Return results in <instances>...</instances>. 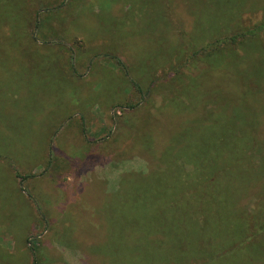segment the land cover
Returning a JSON list of instances; mask_svg holds the SVG:
<instances>
[{
	"label": "rangeland",
	"instance_id": "obj_1",
	"mask_svg": "<svg viewBox=\"0 0 264 264\" xmlns=\"http://www.w3.org/2000/svg\"><path fill=\"white\" fill-rule=\"evenodd\" d=\"M130 1L36 0L40 14L43 13V6L49 7V12L54 14L50 19L48 17L49 22L54 28L58 27L60 32L64 30L61 32L62 38L53 34L41 39L36 38V9L29 0L20 15V22L26 19L23 26L25 32H28L26 40L29 47L21 50L25 47L19 45L5 51L0 42V53L5 51L6 56L13 54L11 59L7 58L11 60L12 74L19 73L13 69L19 65L16 59L18 54L28 65L26 52H35L40 57L48 56L49 53L57 54L58 49L53 43L60 42L73 48V51L76 49L78 53H87L78 56L72 68L65 65L62 69L63 75L61 73L59 78L68 79L69 85H78V88L83 86V90H77L79 93L70 90V99L75 106L73 113L63 117L48 141L46 118L43 122L34 121L36 127L31 124L33 128L26 122L31 121V111L36 115L69 112V108L54 110L56 104L66 99L56 102L55 94L67 96V92L63 90L64 86L59 89L52 63L40 66L39 59H33V68L27 73L21 71V75L27 78L24 85H30L28 91L20 101H11L8 108L4 106L0 110V119L10 127L6 137L0 132V142L8 151L29 159L33 156L35 159L34 149L44 147L47 141L45 162L48 158L50 161L45 170L40 166L31 173L28 169L32 178L20 183L15 175L16 172H25L21 166H25L26 160H15L11 165L7 159L0 157V180L5 179L4 186L15 189L21 196L13 199L15 204L17 202L21 205L13 206L12 200L7 199L8 193L0 185V264H112L111 258L102 254L98 247L103 240L96 230L99 214L94 205L98 204L101 196L113 204L107 216L112 221L114 233L120 232L124 237H130L133 230L142 228L141 224H144V220L139 221L141 216L138 210L134 212L129 208L128 211L118 212L114 206L124 203L125 198L136 193L133 188L143 177H133L131 172H147L151 168L152 161L144 146L150 145L152 140L151 148L157 156L179 123L188 121L194 116L195 110L177 114L169 107H160L162 99L171 96L170 91L174 88L180 90L181 87L175 82L176 77L180 79V76L175 75L176 70L166 73L159 67L156 68L153 83H146L144 99L139 101L138 107L132 109L130 104L136 103L139 96L131 85L123 82L121 65H112L107 57L104 60L102 57L111 47L114 51L119 49L123 53L116 50L118 58L129 66L134 61L132 56H144L148 50L159 49L162 45L160 38L165 39L167 44H174L177 39L189 36L192 17L180 0H175V6L167 4L168 7L162 3L164 0H155L150 5L146 2H134L133 5ZM19 2L0 0V20L10 18L6 7L14 5L17 9ZM147 10L151 15L155 12L154 19L146 15ZM163 13L166 18L160 17ZM101 16L109 23L119 22L121 27L115 29L104 20L101 24ZM262 18L260 9L246 12L242 25L250 28ZM9 26L3 22L0 27L8 30ZM16 33L11 30L12 35ZM44 42L48 43L49 48L40 47V43ZM233 48L235 55L242 57L237 67L244 68L247 64L256 63L257 58V69L261 74L259 78L244 79L246 75L239 74L237 68L236 73L214 69L204 75L192 69L191 75L198 76L199 89L204 99L212 98L215 91L221 97H229L228 94L233 93L234 97L240 98L247 88L253 91L254 94H250L247 100L260 122L264 120V30L255 36H246L242 46L236 45ZM176 54L172 55L171 60L178 68L180 63L176 62ZM59 65L57 63L55 66ZM181 78L185 83L188 80L184 75ZM157 81L161 86L154 89L158 85ZM5 87L4 84L0 86L3 94ZM89 93L98 94V99L91 104L83 103L79 98L87 97ZM30 96L34 100L32 110L27 105ZM243 107L246 109V104ZM258 134L264 137L263 131H258ZM19 208L28 212L25 214L28 217L20 218L18 222L15 216L19 217Z\"/></svg>",
	"mask_w": 264,
	"mask_h": 264
},
{
	"label": "trees",
	"instance_id": "obj_2",
	"mask_svg": "<svg viewBox=\"0 0 264 264\" xmlns=\"http://www.w3.org/2000/svg\"><path fill=\"white\" fill-rule=\"evenodd\" d=\"M26 1L29 0H20L17 9L13 4V7H6L10 18L0 20V26L3 22L10 25L8 30L0 27V42L3 43L5 51L19 45L25 47L21 50L29 47L26 40L28 32H25L23 26L26 19L20 22ZM30 1L36 9V38L45 39L47 35L53 34L62 38L61 32L64 30L60 32L48 20V17L50 19L54 16L49 12L50 8L43 6V13L40 14V7H37L39 3H35L36 0ZM180 1L186 5V11L192 17L189 36L177 39L174 44H167L165 39L160 38L162 45L159 49L148 50L144 56H132L134 61L129 66L118 58L116 50L119 49L114 51L111 47L102 57V60L107 57L112 65H121L120 75L123 82L131 85L139 96L136 103L130 104L132 109L138 107L139 101L144 99L146 83H153L156 68L159 67L166 73L176 70L175 75L180 76V79L174 76L175 82L181 87L180 90L174 88L170 91L171 96L163 98L160 107H169L177 114L195 110V114L188 121L179 123L157 156L151 148L152 140L150 145L144 146L152 161L151 168L147 172H131L133 177L139 176L143 179L133 188L136 193L125 198L124 203L114 206L118 212L128 211L129 208L134 212L138 210L141 216L139 221L144 220L142 228L133 230L130 237H124L120 232L114 233L111 228L112 221L107 216L113 204L101 196L98 204L94 205L99 214L96 230L99 238L103 240L98 247L102 254L111 258L112 264H264V137L258 136V131L264 132V120L258 122L257 113L247 100L254 92L247 88L240 98L234 97L233 93H229V97H221L215 91L212 98L204 99L199 89L198 76L191 75L192 69L204 75L214 69L232 70L236 73L237 68L239 74L246 75L244 79L259 78L261 74L257 69V58L256 63L247 64L244 68L237 67L242 57L235 55L233 47L242 46L246 36H255L264 30V0ZM134 2H146L150 5L155 0H131L130 4L134 5ZM162 3L175 6V0H164ZM257 9L262 10V20L250 28H245L242 25L245 13ZM145 13L149 18H155L154 11L152 15L148 10ZM167 16L163 13L160 17ZM103 20L107 21L101 16V24ZM107 24L115 29L121 27L117 21H107ZM11 30L17 32L16 35H12ZM40 44V47L49 48L47 42ZM53 45L58 49L57 54L49 53L48 56L40 57L35 52H26L28 65L18 54L16 59L19 65L13 68L17 69V74L10 72V59L13 54L6 56L5 51L0 53V86H7L4 94L0 89V110L4 106L8 108L11 101H20L22 95L28 91L30 85H24L27 78L21 75V71L27 73L32 69L35 58L39 59L40 66L52 63L59 89L65 87L63 90H66L67 96L57 93L55 96L56 102L66 99L56 104L54 110L69 108L68 113L45 112L44 115H36L31 111V121L26 122L33 128L31 124L36 127L34 121L43 122L46 118L47 141L60 126L63 117L73 113L75 106L70 99V90L77 93V90H83V86L78 88V85H69L68 79L59 78L61 73L63 75L62 69L65 65L72 68L78 61V56L87 54L84 51L78 53L76 49L73 51V48L60 42ZM175 52L176 62L180 63L178 68L171 60ZM57 63L60 65L55 66ZM182 75L188 79L186 83L181 78ZM160 86L158 84L154 89ZM89 94L79 99L86 104L98 99V94ZM30 98L27 105L32 110L34 100L32 96ZM245 104L246 109L243 107ZM9 129L3 119H0V132L5 137L9 134ZM46 145L35 148V159L33 156L29 159L11 153L0 142V157L7 159L11 165L15 160H26L25 166H21L22 161L18 164L25 172H16L15 175L22 183L23 180L32 178L31 173L40 166L45 170L49 165V158L45 162ZM4 181L5 179L0 180V185L8 193L7 199L12 200L13 206L21 205L17 202L15 204L13 200L17 196L21 198L18 191L6 188ZM21 212L24 213L23 216L20 215ZM26 213L28 212L23 208H19V217L15 216V219L18 221L28 217Z\"/></svg>",
	"mask_w": 264,
	"mask_h": 264
}]
</instances>
